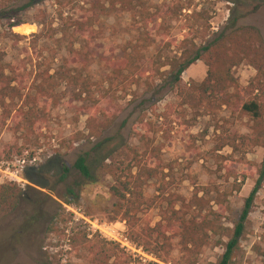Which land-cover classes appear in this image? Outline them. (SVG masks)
Wrapping results in <instances>:
<instances>
[{
  "label": "rangeland",
  "instance_id": "rangeland-1",
  "mask_svg": "<svg viewBox=\"0 0 264 264\" xmlns=\"http://www.w3.org/2000/svg\"><path fill=\"white\" fill-rule=\"evenodd\" d=\"M253 5L256 3L247 2L240 8L241 13L250 11ZM89 9L94 13L91 51L95 62L87 68L90 80L87 93L79 97L76 90L60 85L55 105L49 101L37 104L33 132L27 126L13 133L10 119L0 129V149L13 144L21 148V154L11 162L0 161V184L14 182L24 191L15 211L0 220V264H84L85 250L71 251L68 245L73 233L83 231L88 239L96 237L110 242L105 238L107 234L86 230L87 222L111 227V235L129 240L118 212L120 203L110 191L115 175L122 169L120 162L129 160L125 151H115L108 160L96 164L94 183L82 179L72 166L84 154H88V161H93L97 157L93 147L105 138L118 136L122 144L138 146L135 131L140 119L151 123L150 139L159 149L164 170L159 179L145 183L143 195L154 202L141 209L137 224L157 223L159 207L165 205L157 190L161 183L165 187L164 197L173 193L188 198L195 187L216 185L220 190L231 189V179L224 182L225 170L219 171L221 161L216 157H226L231 150L225 147L215 152L217 135L223 128L248 135L247 120L231 116L224 108L211 117L201 110L178 107L171 87L173 74L168 66L159 64L166 58L177 59L183 51L177 45L182 41L187 49L192 44L200 47L212 40L228 27L234 6L225 0H0V61L18 68L21 79L13 85L23 94H33L31 85L37 71L49 67L52 73L61 59L67 57L72 43L77 49L76 41L70 32L65 33L64 23L57 14L61 12L63 18L76 19ZM14 18L23 24L9 29L8 24ZM236 26L255 27L264 46V5L256 12L246 13ZM144 32L149 40L142 35ZM132 46L140 53L144 73L135 76L138 84H107L108 72L98 62L103 65L104 60L120 58L124 51L130 53ZM205 72L202 62L196 61L182 73V82L198 84ZM232 74L245 87L256 70L242 64L232 69ZM96 107L117 113L112 126L100 138L91 136L86 126V109L93 114ZM32 158L35 160L30 163ZM233 158L237 172L246 170V162L258 168L264 160V138L260 146L242 149ZM46 162L50 164L43 168ZM59 163L69 169L62 181ZM256 178L257 175L247 178L240 191L229 197L230 211L221 221L224 230L219 242L213 238L202 249L199 263H214L220 258ZM68 190L75 195L70 205ZM56 213L62 218L57 224L59 232L47 233L46 228ZM263 224L264 182L248 215L247 234L233 254L237 264H264ZM117 245L123 253L121 264H170L155 259L133 243L125 250ZM170 256L178 257L175 241Z\"/></svg>",
  "mask_w": 264,
  "mask_h": 264
},
{
  "label": "trees",
  "instance_id": "trees-1",
  "mask_svg": "<svg viewBox=\"0 0 264 264\" xmlns=\"http://www.w3.org/2000/svg\"><path fill=\"white\" fill-rule=\"evenodd\" d=\"M111 1V0H110ZM120 1V0H119ZM234 6L229 19L228 27L215 34L212 40L205 45L196 47L191 45L184 49V41L177 45L183 50L177 59H164L160 67L168 66L173 74L171 87L175 91L178 107L189 108L193 111L201 110L207 116H215L224 108L231 116L246 119L248 122V135H240L229 129H221L217 135L215 152L228 147L231 154L223 157L216 155L221 161L219 171L225 170L224 182L231 179V189L220 190L216 185L195 187L191 196L185 198L181 195L168 193L164 197V183L157 189L165 205L159 207L158 221L154 226L148 223L137 224V215L143 207H150L154 199H146L143 195V187L146 182L159 179L164 167L159 155V149L152 145L150 134L153 132L151 123L140 119L136 124V136L138 146L122 144L118 136L105 138L98 142L92 149L97 156L93 161H88V154L79 156L73 163L72 169L87 182L94 183V169L97 163L108 160L112 154L124 150L128 156V162H120L122 169L114 178V186L110 188L112 195L120 203L118 212L120 220L125 222L129 241L143 252L155 259L170 264H237L233 258L234 252L239 250V243L247 234L246 223L248 215L254 205L257 192L264 182V160L259 167L252 163H244L245 171L237 172L233 155L240 153L247 147H258L264 138V46L259 31L252 26H236L237 21L246 13L256 12L264 5V0H225ZM247 2L256 3L250 11L241 13V7ZM95 5H98L95 3ZM112 5V2H111ZM92 9L87 10L79 18H63L59 12L57 17L63 21L65 33L70 32L76 41L77 49L72 46L68 50L66 58L61 59L60 64L54 67L39 70L33 78L31 92L23 94L13 84L19 82L21 75L18 68L0 61V129L5 126V120L10 119L13 125V133L30 127L34 129V118L37 117V104L41 101L57 102L56 90L60 85L70 87L78 92L80 97L87 93L90 86L88 78L89 66L95 62V56L91 51L93 47V16ZM15 19V18H14ZM23 23L19 19L8 24V28L17 27ZM147 37L146 32L142 33ZM74 43V44H75ZM171 44H174L171 43ZM166 47H170L167 45ZM128 49V48H127ZM130 53L123 52L120 58L104 60L103 70L108 73L105 81L108 84L117 82L119 85L129 86L138 84V78L142 74L139 52L131 47ZM200 61L206 68L205 76L198 84H185L182 82V73L194 62ZM246 64L256 70V74L247 86L242 87L232 74V69ZM19 80V81H18ZM20 103V104H18ZM108 108L96 107L91 114L86 109L87 129L91 136L100 138L113 124L117 117L116 112L108 111ZM14 114L11 116V113ZM25 125H24V124ZM26 126V127H25ZM143 133H139L140 131ZM152 130V131H151ZM139 131V132H138ZM56 152V151H55ZM21 154V148L17 144L4 145L0 149V161H12L13 157ZM228 161L227 163H224ZM223 162V163H222ZM50 163L46 162L43 168ZM52 165V164H51ZM61 167L60 181L66 178L69 169ZM53 166V165H52ZM257 175L256 181L249 194L243 200L242 208L237 220L233 223L230 238L224 243V250L220 258L212 263H199L198 256L202 249L211 244L213 238H217L223 232L222 219L230 211L229 197L238 193L244 181ZM164 182V181H163ZM70 205L75 195L68 190ZM23 189L14 182L0 184V220L11 215L21 198ZM62 221L61 215L56 213L47 233H58L57 224ZM71 251L83 249L86 252L84 264H121L122 250L117 244L105 242L93 237L87 238L83 231L75 232L68 238ZM175 241L178 249V257L171 258L172 244ZM261 241L264 242V224L262 227ZM264 257V251L262 252ZM51 264V263H46Z\"/></svg>",
  "mask_w": 264,
  "mask_h": 264
},
{
  "label": "built area",
  "instance_id": "built-area-1",
  "mask_svg": "<svg viewBox=\"0 0 264 264\" xmlns=\"http://www.w3.org/2000/svg\"><path fill=\"white\" fill-rule=\"evenodd\" d=\"M34 160L35 159L32 158L30 163H32V161L34 162ZM21 163L23 164L24 161H22ZM87 223H88L89 227L86 230H88V231H93V230L95 231L96 230L97 232L102 234V236H103V233L107 234L108 236L105 237V238H107V240L112 242V243L116 242V244H119L120 248L123 249V250H125L126 247H128L130 244H132L126 237H119L118 234L111 235L110 234L111 233L110 229H112L111 227L106 228L107 226H105V225L97 226L96 225L97 223L96 224H92V223H89V222H87ZM107 232H109V233H107ZM113 234H114V231H113Z\"/></svg>",
  "mask_w": 264,
  "mask_h": 264
}]
</instances>
